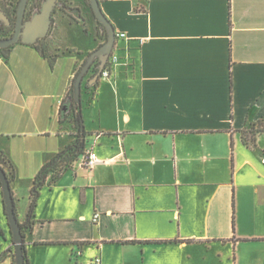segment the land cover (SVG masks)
Segmentation results:
<instances>
[{"label":"crops","instance_id":"0c3cea01","mask_svg":"<svg viewBox=\"0 0 264 264\" xmlns=\"http://www.w3.org/2000/svg\"><path fill=\"white\" fill-rule=\"evenodd\" d=\"M100 5L125 36L110 77L82 85L87 147L99 162L42 188L24 237L30 264H214L212 252L227 248L232 264H264V132L253 145L242 137L264 122V0ZM84 23L88 40L76 29ZM97 31L88 15L63 12L46 55L21 42L0 53V150L16 208L26 209L20 220L37 172L75 139L62 105L102 43ZM0 227V264H13L2 193Z\"/></svg>","mask_w":264,"mask_h":264},{"label":"trees","instance_id":"16d2710c","mask_svg":"<svg viewBox=\"0 0 264 264\" xmlns=\"http://www.w3.org/2000/svg\"><path fill=\"white\" fill-rule=\"evenodd\" d=\"M0 1H2V2L4 1V3L6 5H7L8 1H9V4H12V3H10V2H12V0H0ZM19 1L17 2V5L14 8L15 14H11L10 11H8V9H7V13H8V15L12 21V24L11 25L6 24V26H5L6 27V29H5L6 33H9L13 30V24L15 23L16 17H17L16 13H17V6H18ZM44 1L45 0H43L42 3ZM89 2H90V0H89ZM42 3L40 4L38 2L32 8L33 9H36V8L40 9V7L42 6ZM90 6H91V4H90ZM58 7L63 12L68 14V16L71 18V20L76 21L78 17H81L79 12L77 15H74L73 11H72L73 8L68 7L64 2L59 1ZM91 10H92V8H91ZM92 13L94 14L93 10H92ZM96 20H97V18H96ZM98 23L101 25V27L100 28L98 27L97 36L102 39V43H103L107 40V31L101 22L98 21ZM102 43L100 44V46L102 45ZM42 44L43 43L37 42V43H34L32 45L37 47L41 51V53L46 55L45 48L42 46ZM14 45L9 46V47H5V48H0V53L7 57ZM85 61H84V63H85ZM82 65H81V67H82ZM81 67L78 69V72L76 73V75L73 79V82H72V85L70 88V93L68 95V99L66 101H64V103L62 105V110H61L62 121L63 120H69L70 122H72L74 124V126L76 128L75 139L70 144L65 146L63 149L58 151L49 161H47L40 168V170L35 175V177L33 179V184H32L31 190H30L29 205H28V210H27L25 219L20 220L19 216H18V212H17L18 220H19L21 230H22L24 237L26 236L27 231L32 229L34 224H35V208H36L38 198L40 196L42 188L46 184L52 185L55 182H57V180L60 178L62 173L64 171L72 168L75 164H78L79 160L85 154V151L87 148L88 132L85 129V123H84V118H83V113H82V103H79V104L74 103V81H75V78L78 75ZM107 67H108V64L106 65L105 68H107ZM98 73H99V61H98V59H96L93 62L90 71L85 75L83 83L86 80V85H91L89 81ZM100 77H101V74H100ZM98 83H99V80L96 81L94 84H92V86H96ZM69 100L72 101L71 104H68ZM261 132L262 133L264 132V122L263 121H260L256 124H254L249 130L243 131V133H242L243 140L246 143H248V144L251 143L253 145V144H255L257 134L261 133ZM0 154L2 156L1 161H0V165L6 170L7 176L11 182L15 176L14 170H13L10 162L6 159L2 150H0ZM0 193H2L1 180H0ZM13 196H14V193H13ZM14 200L16 201L15 196H14ZM16 211H17V208H16ZM5 215H6V212H5ZM6 218H7V216H6ZM7 222H8V219H7ZM8 225H9V223H8ZM9 228H10V226H9ZM1 232H2V229L0 227V233ZM10 232H11V229H10ZM24 255H25V264H30L25 246H24ZM13 264H16V262H15V251L13 253Z\"/></svg>","mask_w":264,"mask_h":264},{"label":"water","instance_id":"95a60500","mask_svg":"<svg viewBox=\"0 0 264 264\" xmlns=\"http://www.w3.org/2000/svg\"><path fill=\"white\" fill-rule=\"evenodd\" d=\"M30 0H20L17 6L16 24L14 34L9 37L0 38V48L12 46L16 43L34 44L40 39L48 36L52 24L53 15L56 7L59 5V0H45L40 9L26 19V13ZM91 8L95 17L101 22L107 31V40L102 45L88 55L85 63L82 65L78 75L74 81V103H82V84L85 75L90 71L93 62L98 59L99 73L95 75L89 82L94 84L100 78V74L106 67L108 59L112 54L117 33L112 22L102 11L100 0H90ZM6 22L11 25L12 21L9 15L0 7V22ZM0 180L2 186V195L4 199V207L8 223L11 229L16 264H25L24 255V236L18 220L16 204L13 196L11 182L7 176L6 170L0 165Z\"/></svg>","mask_w":264,"mask_h":264},{"label":"rangeland","instance_id":"374dc122","mask_svg":"<svg viewBox=\"0 0 264 264\" xmlns=\"http://www.w3.org/2000/svg\"><path fill=\"white\" fill-rule=\"evenodd\" d=\"M19 0H12V2H10V3H12V4H9V1L7 2V9H8V11H10V13L11 14H15L14 13V8H15V6L17 5V2H18ZM42 1L43 0H30L29 1V4H28V9H27V13H26V17H28L29 16V13H30V10H31V8L36 4V3H42ZM59 1H61V2H64L68 7H70V8H73V13L75 14V15H77L78 14V12L79 11H74V9H80V13L81 14H84V15H88V18H92L94 21H95V23L97 24V26L100 28L101 27V25L98 23V21L96 20V18H95V16H94V14L92 13V10H91V6H90V2H89V0H59ZM84 8H87L88 10H87V12L85 11V9ZM62 13H63V11L59 8V7H56V9H55V11H54V16L55 17H61V15H62ZM79 13V14H80ZM80 14V15H81ZM81 22H84L83 20H81ZM77 30H80L81 31V33H80V35L84 38V39H90L91 38V34H88V31H90V32H92L93 30V28H91V26H89V24H85L84 23V25H81L80 24V26H78V28H76ZM87 29V30H86ZM95 51V50H94ZM93 52V51H92ZM91 52V53H92ZM71 100H69L68 101V104H71ZM29 192V191H28ZM25 207L23 206H21L20 204L18 205V207H17V212H19V214H23L24 212H25ZM227 252L226 253H222L223 255H220V256H218V253H216V251H213L212 252V255L214 254V256H215V259H214V261H215V263L214 264H232L233 263V258L232 257H230L229 259H228V257L225 255V254H228V252H229V248H227V250H226ZM211 260H210V258H208L207 257V259L204 261V263L203 264H212V262H210Z\"/></svg>","mask_w":264,"mask_h":264},{"label":"built area","instance_id":"2783aa9c","mask_svg":"<svg viewBox=\"0 0 264 264\" xmlns=\"http://www.w3.org/2000/svg\"><path fill=\"white\" fill-rule=\"evenodd\" d=\"M124 33H117V37H124ZM118 61V57L115 56L113 53L110 55L108 59V67L104 68V70L101 73V77L108 78L111 75L110 67L113 63H116ZM106 64V65H107ZM99 162V159L97 158L96 154L93 152V150L90 147L86 148L84 156L79 160L78 165L84 168L92 169L97 163ZM88 264H102V258L100 256H96Z\"/></svg>","mask_w":264,"mask_h":264},{"label":"flooded vegetation","instance_id":"af4514ba","mask_svg":"<svg viewBox=\"0 0 264 264\" xmlns=\"http://www.w3.org/2000/svg\"><path fill=\"white\" fill-rule=\"evenodd\" d=\"M43 4V3H42ZM0 7L7 13V5L4 3V1L2 2V1H0ZM58 7V6H57ZM41 8V7H40ZM32 10V11H31ZM30 10V14H29V16L28 17H26V19H28V18H31L32 17V15L34 14V13H36L37 12V8L36 9H31ZM8 14V13H7ZM15 24H16V21H15V23L13 24V30L11 31V32H9V33H6L5 32V29H6V22H4V21H2V22H0V38H5V37H9V36H12L13 34H14V29H15ZM46 39V37L45 38H43V39H40L38 42L39 43H43L44 42V40Z\"/></svg>","mask_w":264,"mask_h":264}]
</instances>
